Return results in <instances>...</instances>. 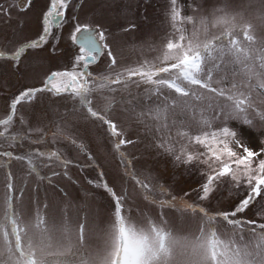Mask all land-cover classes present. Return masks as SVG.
I'll list each match as a JSON object with an SVG mask.
<instances>
[{
    "label": "snow or ice",
    "instance_id": "snow-or-ice-1",
    "mask_svg": "<svg viewBox=\"0 0 264 264\" xmlns=\"http://www.w3.org/2000/svg\"><path fill=\"white\" fill-rule=\"evenodd\" d=\"M32 2L20 0L19 6L30 8ZM70 6L71 0H46L37 36L12 52L0 50V59L13 61L12 67L18 70L27 50L48 47L55 53L53 41L59 39L57 30L63 28ZM201 7L193 0L189 8L194 15L186 16L179 0H168L171 31L158 54L152 60L123 67L103 27L93 28L73 17L76 22L71 40L78 52L71 65L50 71L37 86L18 90L0 118V141L34 144L51 135L59 145L48 150L0 151V169L4 170L0 264H264V222L245 215L264 200V39L256 36L257 25L245 19L243 11H229L225 3L214 8L211 19H197L195 14ZM246 7L254 9L252 17L264 27V0H249ZM102 55L106 70L98 74L90 69ZM132 86L137 90L135 95ZM119 91L128 95L117 98L114 94ZM141 92L146 104L136 112L132 101ZM43 96L70 97L73 103L70 107L58 106L67 110L52 114V127L38 137L33 138L31 133L41 132L39 128L10 133L18 106L35 105ZM99 96H103V107H94ZM117 103L130 105L146 133H156L153 146L160 154L199 173L201 183L194 191L200 204L183 201L175 206L173 201L178 197H161L156 190H163V186L141 175L136 167L138 157L129 155V149L140 142L139 137L111 116ZM72 113H79L83 122L99 130L100 145L114 155L121 167L124 183L110 182L103 170L87 179L93 189L108 198L103 227H90L89 213L78 215L73 222L67 213V193L52 182L59 176L71 182L69 170L85 168L72 157V149L89 164L95 159L78 136V128L83 125L70 120ZM60 121L67 123L61 126ZM29 122L21 114L19 123ZM245 130L247 136L243 134ZM13 161L18 170L25 166V177L35 174L50 188L63 193L64 207L59 214L49 212L46 197L39 198L38 193L43 192L40 184L29 198L31 210L21 211L25 186L17 187L15 183L10 169ZM38 162L49 168L58 166L60 171L41 175ZM128 181L140 193L139 201L130 199ZM224 184L236 192L238 200L227 209L204 207L203 202ZM149 205L157 209L155 215ZM174 207L179 215L170 218L165 210Z\"/></svg>",
    "mask_w": 264,
    "mask_h": 264
},
{
    "label": "rangeland",
    "instance_id": "rangeland-1",
    "mask_svg": "<svg viewBox=\"0 0 264 264\" xmlns=\"http://www.w3.org/2000/svg\"><path fill=\"white\" fill-rule=\"evenodd\" d=\"M18 1L0 0V50L5 52H12L20 44L37 36L41 12L46 6V0H33L30 8L25 5V8L19 9L17 7ZM167 2L168 0H71L64 26L57 30L59 39L53 41L57 46L55 53H51L48 47L43 50H27L18 70L12 67L13 61L0 59V118H3L8 111L7 104L18 90L37 86L50 71L61 70L71 65L74 55L78 52L76 44L71 40V32L76 22L73 17H77L81 24H88L93 28L97 25L102 26L107 33V42L114 51L119 65L123 67L135 65L145 59L152 60L158 54L162 41L171 31L167 19ZM179 3L183 7L184 15H194L189 8L193 0H179ZM197 3L202 5L200 12L195 14L197 19L200 17L211 19L214 8L221 7L225 3L229 5V11H243L245 19H252L253 23L257 25L256 36L259 39H264V27L260 26L259 22L251 15L254 9L246 7L249 0H197ZM131 25L135 27H130ZM187 28L191 31L192 25H187ZM125 29L129 30L125 31ZM90 70L98 74L104 73L106 58L102 55L99 62L93 65ZM216 78L218 79L219 75ZM132 89L135 90V93L137 92L135 87L132 86ZM123 94L124 91H119L114 95L119 98ZM138 96L132 101V104L136 106V112H139L146 104L145 101L141 102ZM70 100V97L57 99L43 96L35 105L18 106L17 119L10 128V133H15L18 130L27 132L28 128L31 127L41 129V132L33 131L31 133L33 138L40 136L43 131L52 127V114L67 110L66 107L58 106L69 107L72 102ZM103 104V96H99L94 101V107H103ZM21 114L30 122L21 125L19 123ZM111 116L120 121L121 126L128 128L134 136L139 137L140 142L135 148L129 149V155L134 154L138 157L139 163L136 164V167L142 176L146 179L151 177L163 186V190L159 188L156 190L161 197L165 199L178 197L173 201L175 206H180L183 201L201 203L197 199L196 191H194L201 183L202 178L199 173L194 169L178 166L173 163L170 157L160 154L153 146V137L156 133L154 131L150 134L146 133L143 125L136 121L130 105L115 104ZM70 120L83 125V127L78 128V136L90 148L95 159L89 164L84 156L72 149V157L84 164L85 168L83 170L70 169L71 182L62 176L53 177L52 182L60 185L67 193L68 205H70L67 208V213L73 222L78 215L83 217L84 213H89L90 227H103V221L108 213V198L103 192L93 189L87 183V179L95 178L97 171L103 170L110 182L116 180L117 183H124L120 177L121 167L114 155L100 145L99 137L101 134L93 124L83 122L79 113H72ZM66 123L60 121L61 126ZM243 134L247 136V130ZM58 146L51 135H48L46 140H38L34 144L28 141H17L12 144L0 141L1 151H12L13 153L25 149L48 150ZM60 150L63 154V147H60ZM37 171L41 175L50 176L52 171H60V168L58 166L49 168L42 162H38ZM14 176L24 178L25 175L22 172L16 173ZM37 184L43 188V192L38 193V195L41 200L47 198L49 212L59 214L64 207L63 193L53 190L48 186L47 181L39 179L30 180L26 185L29 188H25L24 201L20 206L21 211H25L26 206L31 210L32 205L29 198ZM127 192L130 199L137 201L141 199L140 193L130 181L127 182ZM185 193H188L187 197H185ZM240 195L242 196L243 193ZM238 198L236 192L224 184L220 186L210 200L203 202V206L209 210L227 209ZM81 206L85 207L82 209ZM148 209L155 215L157 209H153L150 205ZM258 209L260 210L259 215L257 214ZM165 211L168 212L170 218L179 215L175 207L170 211L167 209ZM97 212L99 213L98 218L96 217ZM245 215L248 219L264 222V200L254 204ZM219 231L223 233L224 228L220 226ZM245 239L247 240L249 237L246 235Z\"/></svg>",
    "mask_w": 264,
    "mask_h": 264
},
{
    "label": "crops",
    "instance_id": "crops-1",
    "mask_svg": "<svg viewBox=\"0 0 264 264\" xmlns=\"http://www.w3.org/2000/svg\"><path fill=\"white\" fill-rule=\"evenodd\" d=\"M80 4H81V2H80ZM80 4H79V6H80ZM133 87H134V86H133ZM132 92H133V94L135 95V90H134V89H132ZM127 95H128V93L124 91L123 96L126 97ZM143 97H144V94H143V92H141V94L138 96V98L140 99L141 102L144 101ZM70 101H72V99H71ZM72 103H73V101L69 104V107L72 105ZM0 151H1V150H0ZM10 169H11L13 175H16V173L20 174V173H22V172H23V174H24V172H25V166H24V165H21V166L19 167V170H18V169H17V162H15V161H13L12 164L10 165ZM3 177H4V170H3V169H0V197H2V195H3V191H4ZM14 177H15V176H14ZM35 179L38 180V178H36V175H35V174H33V175H31V176H28V177H25V176H24V178H18V177H15V183H16L17 187H20L21 185H24L25 188H26V187H27L26 185L29 183V181H30V180L35 181ZM57 185H58V184H57ZM58 186H59L60 188H62L60 185H58ZM28 188H29V187H27V189H28ZM62 189H63V188H62ZM59 192H60V191H59ZM26 210H29V208H28L27 206H26Z\"/></svg>",
    "mask_w": 264,
    "mask_h": 264
},
{
    "label": "water",
    "instance_id": "water-1",
    "mask_svg": "<svg viewBox=\"0 0 264 264\" xmlns=\"http://www.w3.org/2000/svg\"><path fill=\"white\" fill-rule=\"evenodd\" d=\"M19 5H20V0L17 2V7L21 8Z\"/></svg>",
    "mask_w": 264,
    "mask_h": 264
},
{
    "label": "trees",
    "instance_id": "trees-1",
    "mask_svg": "<svg viewBox=\"0 0 264 264\" xmlns=\"http://www.w3.org/2000/svg\"><path fill=\"white\" fill-rule=\"evenodd\" d=\"M94 165H96V164L94 163Z\"/></svg>",
    "mask_w": 264,
    "mask_h": 264
},
{
    "label": "flooded vegetation",
    "instance_id": "flooded-vegetation-1",
    "mask_svg": "<svg viewBox=\"0 0 264 264\" xmlns=\"http://www.w3.org/2000/svg\"><path fill=\"white\" fill-rule=\"evenodd\" d=\"M20 9V8H19ZM22 9V8H21Z\"/></svg>",
    "mask_w": 264,
    "mask_h": 264
}]
</instances>
